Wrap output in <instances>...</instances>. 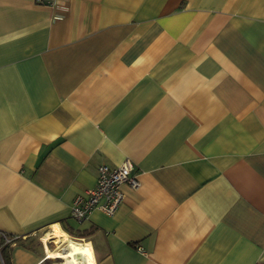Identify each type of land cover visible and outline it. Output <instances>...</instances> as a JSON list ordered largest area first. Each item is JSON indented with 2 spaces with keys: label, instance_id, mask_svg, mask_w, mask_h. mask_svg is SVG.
<instances>
[{
  "label": "crops",
  "instance_id": "crops-1",
  "mask_svg": "<svg viewBox=\"0 0 264 264\" xmlns=\"http://www.w3.org/2000/svg\"><path fill=\"white\" fill-rule=\"evenodd\" d=\"M125 159L138 187L73 218ZM0 231L3 264L64 234L93 264H264V0H0Z\"/></svg>",
  "mask_w": 264,
  "mask_h": 264
},
{
  "label": "built area",
  "instance_id": "built-area-1",
  "mask_svg": "<svg viewBox=\"0 0 264 264\" xmlns=\"http://www.w3.org/2000/svg\"><path fill=\"white\" fill-rule=\"evenodd\" d=\"M133 168V163L129 159H125L116 167L100 164L97 167L93 188L87 190L84 195L74 198L70 210L71 216L78 221H84L93 210H99L109 216L113 215L123 198L122 185L126 184L133 189L139 185L136 176L132 174ZM0 237L7 241L5 232L0 231ZM0 262L3 264L1 257Z\"/></svg>",
  "mask_w": 264,
  "mask_h": 264
},
{
  "label": "bare ground",
  "instance_id": "bare-ground-1",
  "mask_svg": "<svg viewBox=\"0 0 264 264\" xmlns=\"http://www.w3.org/2000/svg\"><path fill=\"white\" fill-rule=\"evenodd\" d=\"M56 230L61 232L57 226ZM63 237V240L54 239V236L50 237L54 239L53 242L56 244V247L54 249L45 247V254L48 258H61L64 260V264H79L80 262H83V264H93L90 247L85 242L74 241L65 234ZM43 240L46 242L48 238L44 237ZM77 259H79V262Z\"/></svg>",
  "mask_w": 264,
  "mask_h": 264
},
{
  "label": "trees",
  "instance_id": "trees-1",
  "mask_svg": "<svg viewBox=\"0 0 264 264\" xmlns=\"http://www.w3.org/2000/svg\"><path fill=\"white\" fill-rule=\"evenodd\" d=\"M7 241L0 237V257L3 262H5V258L7 255V252L9 248L12 245L19 244V245H24V241H22V238L17 236V235H12V234H7Z\"/></svg>",
  "mask_w": 264,
  "mask_h": 264
},
{
  "label": "rangeland",
  "instance_id": "rangeland-1",
  "mask_svg": "<svg viewBox=\"0 0 264 264\" xmlns=\"http://www.w3.org/2000/svg\"><path fill=\"white\" fill-rule=\"evenodd\" d=\"M43 241H44V240H43ZM77 242H82V241H78V240H77ZM78 257H79V256H78ZM78 257H77V258H78ZM63 261H64V260H62V259H59V258L57 259V258H56L52 263H49V264H64ZM77 261L79 262V259H77ZM79 264H83V262H80Z\"/></svg>",
  "mask_w": 264,
  "mask_h": 264
}]
</instances>
